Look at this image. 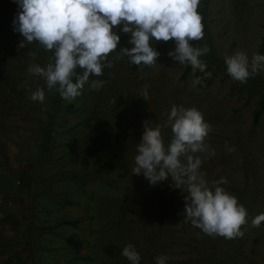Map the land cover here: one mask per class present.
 I'll return each instance as SVG.
<instances>
[{
  "label": "rangeland",
  "instance_id": "obj_1",
  "mask_svg": "<svg viewBox=\"0 0 264 264\" xmlns=\"http://www.w3.org/2000/svg\"><path fill=\"white\" fill-rule=\"evenodd\" d=\"M202 5L204 37L191 43L210 49L201 57L207 64L206 71L212 73L210 78L199 71L193 73L190 65L179 64L169 56L175 47L173 40L151 41L159 52L153 66L138 67L126 56L120 58V48L132 46L128 43L129 34L121 32L120 25L116 27L120 42L107 58L112 67H105L100 77H90L81 95L71 102L57 91L66 113L56 126L65 135L62 131L80 118H90L92 123L99 122V118L104 119L103 123L115 120L116 109L118 120L111 126H117L121 144L130 149V157H135L145 123L161 126L167 144L172 133L164 125L171 107H195L211 125L206 143L215 149L214 156L201 154L204 156L201 171L209 183L226 177L227 183L221 186L239 203L243 202L240 195L246 197L248 222L242 226L243 236L234 239L209 236L186 222V193L182 189L185 196L175 202V212L183 213L184 217L174 218L171 223L170 244L165 252L169 257L167 264H264V222L259 227L251 224L255 216L264 213V71L242 84L227 74L224 62L226 56L237 51L246 52L249 58L259 52L264 37V0H201L199 6ZM17 12L14 0H0V264H78L70 260L66 263V258L72 248L82 254L86 252L74 240L86 235L83 230L89 227L85 225L87 221L77 228L58 224L62 216H82L81 204L75 201L60 208L56 202L61 185L47 183L42 189L35 186L37 176L48 175L54 163L46 157L41 161L42 169L39 168L40 143L48 129L46 110L56 90H47L42 79L27 72L29 64L50 63V51L37 42L27 44L24 49L18 47L23 37L13 30L12 24ZM29 52H35L36 56L33 58ZM196 76L203 77V82L193 87ZM92 79L106 83L93 90L89 86ZM38 86L45 91L43 103L30 99ZM145 88L147 100L140 97ZM69 104L71 108H67ZM258 108L260 115L253 122ZM58 139L53 142L54 148L45 152L46 156L52 152L56 156L62 138ZM226 143L234 146L235 151H226ZM247 152L252 161L247 159ZM130 162L127 166L132 170L135 165ZM35 192L39 194L36 212ZM137 194L135 190L132 195ZM96 200H101L99 192Z\"/></svg>",
  "mask_w": 264,
  "mask_h": 264
},
{
  "label": "clouds",
  "instance_id": "obj_2",
  "mask_svg": "<svg viewBox=\"0 0 264 264\" xmlns=\"http://www.w3.org/2000/svg\"><path fill=\"white\" fill-rule=\"evenodd\" d=\"M18 12L12 21L13 30L23 39L18 47L37 42L45 51H52L53 60L45 66L29 64L27 72L44 81L47 90L55 89L71 102L81 95L90 77L103 75L111 68L108 54L116 51L120 42L116 27L129 34L130 48L121 47V57L132 65L153 66L159 52L151 41L173 40L175 47L169 52L175 61L190 65L193 73L199 71L211 77L201 57L210 49L207 45L195 47L191 42L204 37L202 16L198 12L201 0H14ZM33 58L35 52H29ZM107 61V63H105ZM227 74L242 84L264 71V54L254 53L251 58L237 51L224 58ZM203 77L196 76L192 86L201 85ZM105 80L92 79L90 88L99 90ZM145 100L147 88L142 92ZM30 99L43 103L45 91L37 87ZM165 127L171 128V138L165 144L161 126L145 123L142 138L134 157V174H143L151 184L171 177L175 187L186 193L185 220L209 236L234 239L243 236L242 226L247 224L248 212L238 199L221 185L226 177L209 183L201 171L204 156L215 155L206 138L211 125L195 107L173 105L167 113ZM226 151H235L226 143ZM201 154H204L202 156ZM264 222V213L251 220L253 227ZM129 264H140L141 256L129 243L121 251ZM169 257H155V264H167Z\"/></svg>",
  "mask_w": 264,
  "mask_h": 264
},
{
  "label": "trees",
  "instance_id": "obj_3",
  "mask_svg": "<svg viewBox=\"0 0 264 264\" xmlns=\"http://www.w3.org/2000/svg\"><path fill=\"white\" fill-rule=\"evenodd\" d=\"M198 12L203 21V5L198 7ZM263 52L264 37L258 53ZM49 58L52 62V51ZM62 104L59 94L55 91L46 110L48 129L41 140L39 154L40 162L48 157L54 163L48 175L37 176L39 181L35 186L38 185L42 189L47 183L61 185L62 191L56 202V206L60 208L71 206L75 201L81 204L82 216H62L58 224L77 228L78 224L87 221L85 225L89 226L83 230L86 232L85 236L74 240V244L78 241L86 252L82 254L75 248L70 249L66 263L70 260L71 263L78 264H129L121 255V251L131 243L140 253V264H155V257L165 255L170 244L169 229L171 231L172 221L174 218L184 217L183 213L175 212V202L185 194L174 186L171 177L151 184L142 174L132 173L127 164L132 161L135 165L134 157H130V149L121 144L122 138L116 130L117 126H111L118 120L119 112L116 109L115 120L103 123L104 119L99 118V122L92 123L90 118H80L62 131L65 135H61L56 123L62 121L66 113ZM71 107L72 104L67 106ZM260 108L254 112L253 122L258 119ZM61 113L64 115L60 117ZM56 137L58 140L62 138L58 145L60 149L56 156L53 152L46 156L48 148H54ZM246 157L249 161L253 160L248 152ZM249 179L247 174V183ZM90 186L93 188H88ZM135 190H138V194L132 195ZM94 191L100 193V201L96 200L98 192ZM116 194L118 197L114 196ZM38 196L35 192L34 212L39 207ZM240 198L247 209L249 205L245 204L246 197L240 195Z\"/></svg>",
  "mask_w": 264,
  "mask_h": 264
}]
</instances>
